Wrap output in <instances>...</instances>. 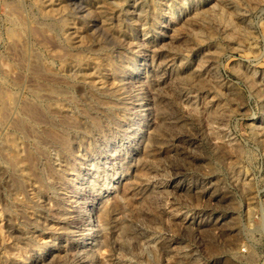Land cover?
Masks as SVG:
<instances>
[{
	"label": "rangeland",
	"instance_id": "rangeland-1",
	"mask_svg": "<svg viewBox=\"0 0 264 264\" xmlns=\"http://www.w3.org/2000/svg\"><path fill=\"white\" fill-rule=\"evenodd\" d=\"M0 264H264V0H0Z\"/></svg>",
	"mask_w": 264,
	"mask_h": 264
},
{
	"label": "bare ground",
	"instance_id": "bare-ground-1",
	"mask_svg": "<svg viewBox=\"0 0 264 264\" xmlns=\"http://www.w3.org/2000/svg\"><path fill=\"white\" fill-rule=\"evenodd\" d=\"M102 192V191H101ZM103 193V192H102ZM107 196V195H106ZM105 213V216H106V218H107V216H108V211H105L104 212ZM90 214V213H89ZM84 219V218H83ZM90 221L92 222V225L90 226V227H88V224H87V221H86V219H85V226H84V230H88V229H90V228H92V226H94V224H95V219L93 218V217H90ZM128 231V230H127ZM131 231V230H130Z\"/></svg>",
	"mask_w": 264,
	"mask_h": 264
}]
</instances>
